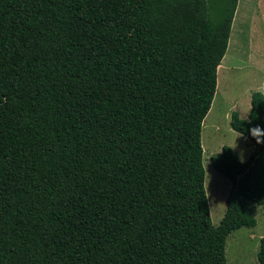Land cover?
<instances>
[{
    "label": "trees",
    "instance_id": "trees-1",
    "mask_svg": "<svg viewBox=\"0 0 264 264\" xmlns=\"http://www.w3.org/2000/svg\"><path fill=\"white\" fill-rule=\"evenodd\" d=\"M238 0H0V264H226L264 206V93L210 157L231 181L213 226L202 123ZM264 264V237L257 252Z\"/></svg>",
    "mask_w": 264,
    "mask_h": 264
},
{
    "label": "rangeland",
    "instance_id": "rangeland-1",
    "mask_svg": "<svg viewBox=\"0 0 264 264\" xmlns=\"http://www.w3.org/2000/svg\"><path fill=\"white\" fill-rule=\"evenodd\" d=\"M256 91L264 93V0H238L227 50L217 69L216 92L201 129L204 188L213 226L223 217L232 184L211 167L210 157L220 156L222 147L228 146L239 161L248 159L253 144L244 136L238 137L240 134L230 128L229 122L232 112L243 120L247 118L250 96ZM246 208L256 225L227 236L226 264H258L257 252L264 237V206L247 203Z\"/></svg>",
    "mask_w": 264,
    "mask_h": 264
},
{
    "label": "clouds",
    "instance_id": "clouds-1",
    "mask_svg": "<svg viewBox=\"0 0 264 264\" xmlns=\"http://www.w3.org/2000/svg\"><path fill=\"white\" fill-rule=\"evenodd\" d=\"M248 131H249V135L255 140L257 145L264 144V129H261L259 126H257L249 129ZM242 135L243 134L241 133L238 137H241ZM235 147H236V141H235ZM241 162L243 163V160H241Z\"/></svg>",
    "mask_w": 264,
    "mask_h": 264
}]
</instances>
